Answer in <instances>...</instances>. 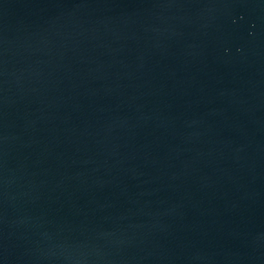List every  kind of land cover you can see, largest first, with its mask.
<instances>
[{"label":"water","instance_id":"obj_1","mask_svg":"<svg viewBox=\"0 0 264 264\" xmlns=\"http://www.w3.org/2000/svg\"><path fill=\"white\" fill-rule=\"evenodd\" d=\"M0 264H264V0H0Z\"/></svg>","mask_w":264,"mask_h":264}]
</instances>
